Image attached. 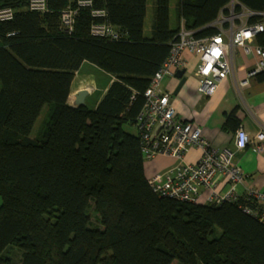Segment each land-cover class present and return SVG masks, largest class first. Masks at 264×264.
Masks as SVG:
<instances>
[{"label":"trees","instance_id":"obj_1","mask_svg":"<svg viewBox=\"0 0 264 264\" xmlns=\"http://www.w3.org/2000/svg\"><path fill=\"white\" fill-rule=\"evenodd\" d=\"M229 1L176 0L178 21L197 37L215 34L209 25ZM237 1L264 11V0ZM71 3L47 0L40 13L28 0H0V9L14 11L0 20V264H264V224L244 211L255 212L257 202L158 196L138 137L125 130L179 29L169 23L170 0H154L148 36L147 0H94L119 39L90 36L86 9L63 33L60 12ZM84 62L115 77L93 108L67 103ZM234 112L225 129L238 126Z\"/></svg>","mask_w":264,"mask_h":264},{"label":"built area","instance_id":"obj_2","mask_svg":"<svg viewBox=\"0 0 264 264\" xmlns=\"http://www.w3.org/2000/svg\"><path fill=\"white\" fill-rule=\"evenodd\" d=\"M28 7L40 13L48 11L47 0H28ZM83 9L88 10L93 19L89 27L90 36L109 39L121 37L118 28L104 20L105 9L94 7V0H73L72 4L62 9L59 28L63 33L70 35L74 31L76 16ZM13 14L11 8H2L0 20H10ZM209 26L214 27L217 32L197 37L195 31L180 19L169 55L151 77L144 92V104L134 124L144 159L168 155L179 161L162 173L147 178V182L158 196L180 202L200 203L203 200L202 189L207 192L205 203L236 201V186L242 183L244 173L235 162V149L244 148L249 143V137L242 127H238L234 133V149L228 146L213 147L204 137L201 127L175 117L171 95L163 90L162 79L173 76L177 69L185 68L188 63L187 55H195L198 58L195 68L197 92L210 96L218 84L233 73L232 57L236 48L254 58L253 67L242 80V85L247 83L249 77L264 71V11H254L237 0H230ZM190 147H197L202 151L196 162L183 161ZM254 147L259 152L263 150L261 143L254 144ZM218 173L227 179L228 189L224 193L216 188L215 175ZM245 196L255 203L264 201V191L250 189ZM244 211L252 212L264 224V205L255 212L246 208Z\"/></svg>","mask_w":264,"mask_h":264},{"label":"crops","instance_id":"obj_3","mask_svg":"<svg viewBox=\"0 0 264 264\" xmlns=\"http://www.w3.org/2000/svg\"><path fill=\"white\" fill-rule=\"evenodd\" d=\"M150 28L151 23L145 29L144 19L145 36L150 34ZM248 56L239 48L234 50L233 73L223 79L210 96L200 95L197 92L198 81L195 68L198 58L195 55H187L188 63L185 67L187 79L176 94L173 92L178 84V79L174 75L165 76L161 81L163 90L171 95L175 117L183 122H190L194 126L201 127L204 137L213 147L228 146L234 149V133L237 128L242 127L247 132L249 143L242 149H235V162L244 173L242 183L236 186L238 197L245 196L250 189L264 191V71L249 77L247 83L242 85V80L247 77V72L253 67L254 58L250 55L251 57L248 59ZM257 75L259 76L257 77ZM114 79V76L84 62L75 72L67 103L71 104L74 95L78 91L86 89L89 94L85 97V105L89 108L95 107ZM231 111H235V117L239 121L238 126L225 129L223 124L226 115ZM125 130L132 134L136 133L133 125L125 127ZM259 143L263 144V150L260 152L254 147V144ZM201 153L200 148L190 147L184 155L183 161L196 162ZM178 163L177 159L168 155H156L152 159L144 160L145 177L150 178L155 174L162 173ZM215 179L217 190L224 193L228 189L226 177L218 173L215 175ZM206 195V190L202 189L201 204L205 203ZM258 204L261 207L264 205V201H258Z\"/></svg>","mask_w":264,"mask_h":264},{"label":"rangeland","instance_id":"obj_4","mask_svg":"<svg viewBox=\"0 0 264 264\" xmlns=\"http://www.w3.org/2000/svg\"><path fill=\"white\" fill-rule=\"evenodd\" d=\"M175 1L176 0H170L169 22H170V26L173 29H176V27L180 23V20L178 21V17H177V13H176ZM153 3H154V0H147V9H146V17H145V29H147V27L150 25V23L152 24ZM250 57L251 56L249 55L247 58L250 59ZM86 65H88V64H86ZM47 110H48L47 106H44L43 109L41 110L39 116L37 117V119H36V121H35V123L33 125V128L31 130V132H30V137L34 138V137L37 136V134H38V132L40 130L41 124L46 118ZM144 160H146V159H144ZM0 203H1V198H0ZM90 218H91L90 219V223H91L92 227L93 226H99V223L95 219L96 218L95 214L91 210H90ZM10 248H14V250L12 252H10V253H11V256L14 258V260L18 261L19 257H20V252L18 250H16L17 248H15V247H9L8 249H10ZM172 264H177V263H176V261H174Z\"/></svg>","mask_w":264,"mask_h":264},{"label":"water","instance_id":"obj_5","mask_svg":"<svg viewBox=\"0 0 264 264\" xmlns=\"http://www.w3.org/2000/svg\"><path fill=\"white\" fill-rule=\"evenodd\" d=\"M186 69L185 68H181V69H177L174 73V77L178 79V84L175 87L174 90V94H176L178 92V90L182 87V85L185 83L187 77L185 75ZM88 91L86 89H82L80 91H78L74 97H73V101L71 104H69L70 106H82L85 104L84 100L85 97L88 95ZM68 101V100H67Z\"/></svg>","mask_w":264,"mask_h":264},{"label":"bare ground","instance_id":"obj_6","mask_svg":"<svg viewBox=\"0 0 264 264\" xmlns=\"http://www.w3.org/2000/svg\"><path fill=\"white\" fill-rule=\"evenodd\" d=\"M85 105V104H84Z\"/></svg>","mask_w":264,"mask_h":264}]
</instances>
